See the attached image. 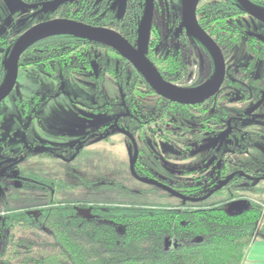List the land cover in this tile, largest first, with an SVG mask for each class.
Masks as SVG:
<instances>
[{"label":"flooded vegetation","instance_id":"1","mask_svg":"<svg viewBox=\"0 0 264 264\" xmlns=\"http://www.w3.org/2000/svg\"><path fill=\"white\" fill-rule=\"evenodd\" d=\"M54 1L45 0L29 7L30 13L37 17L33 26L54 20H72L90 27L115 31L135 49H139L138 43L144 26L148 0H128L126 11L121 16L122 0H69L46 11V5ZM184 1L154 0L151 36L144 55L156 67L163 79L173 87L187 92H203L211 88L218 80V57L189 25L184 11ZM248 1L264 11V0ZM108 7L116 10V15L113 13L110 20L106 19ZM194 10L199 27L217 45L219 53L225 60L224 79L219 90L201 101L189 99V103H179L161 96L121 51L87 38L84 39L96 44L92 45L90 49V53L98 58L97 65L93 70H82L71 78H66L62 74L52 76L46 73L40 65H29L30 59L24 56L28 48L21 55L19 70L20 68L33 67L38 75L59 82L62 79H74L80 73L90 74L96 85L94 99L83 102L77 101L70 95L68 97L80 109V115L88 122L95 115L101 114L106 115V118L109 116L113 122L100 124V126L98 123L90 124L94 129H89L88 125L89 130L87 129L86 136L75 145L83 144L87 148L108 153L107 149H96L92 145L97 144L98 141L109 142L106 135L111 132H114V135H122L126 141H130L132 144V150H129L126 159L129 162L132 176L138 182L150 185L140 179L157 181L177 192L179 191L174 187L197 188L196 190L203 196L190 198L199 199L207 196L213 189L229 179L222 189L230 187L234 195H245L244 193L251 195L255 191L253 187L260 188L264 185V167H261L262 164L260 166L243 164L238 160L242 156H247L251 148L252 136L247 131L245 123L255 120L256 110L264 113V77L255 76L258 64L264 61V21L246 10L240 0H195ZM19 38L10 40L0 36V53L6 47L10 49L7 61L8 73L4 82L0 84V90L7 83L9 59ZM242 42L246 43L248 62L231 61L234 50ZM3 44H7V46L3 47ZM100 47L105 51L104 63L99 56L92 52V49ZM109 47L115 50L118 55L111 52ZM109 54L119 57L116 59L118 60L117 67L123 65V77L110 73ZM1 57L2 54H0V60H2ZM118 72L119 69H117ZM211 76V83L205 86V82L210 80ZM106 79L107 82L112 80L116 83L120 98H114L103 92V82ZM97 95L105 100L102 108H100L102 103L100 107L96 105ZM154 98L156 99L155 106H148L147 100ZM18 106L23 110L24 116L32 115L35 118V111H38L40 104L27 102L23 105L19 101ZM234 108H238V112L234 113L232 110ZM0 114L3 118V114L1 112ZM118 116H121L118 125L130 132L137 143L139 151L135 165L137 177L133 175L130 166V151L133 156L135 155L133 143L128 136L117 132L116 128L112 127ZM1 126L2 123L0 129ZM147 133H151L157 142L164 144L167 151L179 146V150L173 155L174 158L170 156L168 159L175 164L181 163L183 169L175 172L174 178L172 177L171 180L160 179L150 168L146 160L147 153L139 145L141 140L147 138ZM189 133H194L197 138H200L201 134L207 133V138L205 141L201 139L189 147L186 142ZM114 135L111 136V139ZM94 137L95 139L91 140ZM179 143L180 145H178ZM182 144L188 147L184 148ZM30 149L33 150V155L28 158L37 161L40 165H48L53 162V159L48 157L35 156L37 152H50V149L53 148L49 143L43 147L34 145ZM111 154L113 153L111 152ZM200 154H205L204 159H197ZM14 155L12 156L14 158L19 156V154ZM139 161H142L143 165L140 172L137 171ZM12 162H14L12 166L14 164L17 166L18 163L22 164L20 160H12ZM22 167L27 169L28 166L22 165ZM16 171L17 167L15 166L5 170L3 176L6 177V181ZM196 173L199 174L196 176ZM15 183L18 184V181ZM150 186L160 188L156 185ZM203 188L205 189L203 190ZM167 193L173 196L171 193Z\"/></svg>","mask_w":264,"mask_h":264},{"label":"trees","instance_id":"2","mask_svg":"<svg viewBox=\"0 0 264 264\" xmlns=\"http://www.w3.org/2000/svg\"><path fill=\"white\" fill-rule=\"evenodd\" d=\"M112 7L106 19L116 15ZM92 45L84 37L56 33L35 41L24 56L52 76L71 78L95 69ZM9 53L7 47L0 53V84ZM115 57L108 55L110 73L123 77ZM104 103L97 95L96 105ZM2 120L0 114V125ZM50 150L35 156L77 172L79 183L51 172L55 169L44 173L43 167L15 164L7 181L0 177V264H242L252 242L264 239V185L253 187L251 195H234L226 187L204 201L172 202L175 197L164 190L135 180L128 160L111 152H104V160L101 151L83 144ZM142 166L139 161L138 172ZM174 188L203 196L197 188Z\"/></svg>","mask_w":264,"mask_h":264},{"label":"rangeland","instance_id":"3","mask_svg":"<svg viewBox=\"0 0 264 264\" xmlns=\"http://www.w3.org/2000/svg\"><path fill=\"white\" fill-rule=\"evenodd\" d=\"M41 1L45 0H0V36L12 40L16 37L19 38L28 31L37 19L34 14L30 13L29 7ZM245 47L246 43L242 42L234 50L230 60L247 63L249 56ZM92 50L104 63V48L100 47ZM255 76L264 77V61L258 64ZM209 79L205 82V86L211 83L212 76ZM95 88V81L88 73H80L74 79H62L59 82L38 75L33 67L20 68L14 90L0 104V112L3 114L0 129V177L4 175L5 170L14 167L12 166V163H14L12 160H20L22 164L17 165L20 169H22V165H27V169H40L43 167L44 173L55 169L51 172H55V174L62 177L69 176L68 178H71L74 184L79 183L77 172H70L66 169L62 171L54 164L40 165L37 161H33L28 157L33 155V150L30 147L34 145L43 147L49 143L55 151L62 150L74 146L85 137L88 125L90 129L92 128L90 124L93 123H98V126H100V124L113 122L112 118L109 116L106 118L104 114L95 115L88 122L86 118L80 115V109L68 97L70 95L77 101H91L96 94ZM103 92L114 98H120L117 85L112 80L107 82L106 79L103 82ZM19 101L23 105L27 102L40 104L38 111H35V118L32 115L24 116L23 110L18 106ZM147 103L148 106L153 107L156 99H148ZM232 110L236 113L239 109L234 108ZM255 113L257 115L255 120L245 123L247 131L252 136L251 148L248 155L240 157L238 161L253 166L262 164L261 167H264V113L260 110H256ZM239 124L242 125L240 122ZM188 135L186 142H188L189 147L194 145L195 142L201 139L205 141L207 138V133L201 134L200 138H197L194 133ZM139 145L146 151V160L160 179L171 180L172 177L174 178L175 172L183 169L181 163L175 164L168 159L170 156L174 158L173 155L179 150V146L167 151L165 145L157 142L151 133H147V138L141 140ZM182 146L184 148L188 147L183 144ZM92 147L96 149L105 148L109 152L107 154H110L111 151L123 159H126L129 150H132L131 142L126 141L119 134L114 135L109 142L98 141ZM14 154H19L18 158L12 157L15 156ZM204 157L205 154H200L197 159L201 160ZM99 158L106 160V155L101 153ZM108 160L110 161V158ZM198 174L196 173V176ZM88 178L91 180L94 179V176L88 174ZM1 194L2 189L0 188ZM171 200L172 202L179 201L175 198H171ZM85 215H87L86 212Z\"/></svg>","mask_w":264,"mask_h":264},{"label":"water","instance_id":"4","mask_svg":"<svg viewBox=\"0 0 264 264\" xmlns=\"http://www.w3.org/2000/svg\"><path fill=\"white\" fill-rule=\"evenodd\" d=\"M65 1L69 0H55L54 2L48 3L45 7V10L49 11L52 8H56L60 3ZM240 1L244 5L246 10H248L251 14L259 18L260 20L264 21L263 10L254 6L248 0ZM127 2L128 0H122L120 16L126 11ZM194 3L195 0L184 1V11L186 19L193 31L196 33V35L201 37L218 57L217 60L219 67V77L218 80H216V82L214 83V85L208 90L194 93L179 90L173 87L163 79L156 67L146 58L144 52L146 51L149 45L154 15V0H148L144 26L141 33L140 41L138 43L139 49H135L122 35L115 31L103 28L90 27L72 20H54L44 22L30 28L17 40L11 52V56L9 59V76L6 85L0 90V103L10 95L16 84L19 70V60L21 58L22 53L35 41L56 33L78 35L87 38L91 41L104 43L108 46L118 49L127 59H129L135 65L138 71L149 82V84H151L155 91H157L161 96L171 101L179 103H189V99H192L194 101H201L203 99L208 98L219 90L223 82L225 72V60L222 57L221 53H219L217 45L199 27L195 16ZM120 117L121 116H118L116 118L115 124L112 127H115L117 132L123 133L124 135L128 136L132 141L135 150V155L133 156L132 151H130V166L133 175L137 177V174L135 172V165L139 155L137 143L135 141V137L130 132L121 128L118 125ZM140 181L150 185H156L179 199L191 202H198L209 198L215 192L222 189L228 183L229 179L220 184V186H218L217 188L213 189L207 196L199 199L186 197L180 194L179 192L175 191L173 188L165 186L157 181H148L144 179H140Z\"/></svg>","mask_w":264,"mask_h":264},{"label":"crops","instance_id":"5","mask_svg":"<svg viewBox=\"0 0 264 264\" xmlns=\"http://www.w3.org/2000/svg\"><path fill=\"white\" fill-rule=\"evenodd\" d=\"M242 264H264V239L257 238L252 242Z\"/></svg>","mask_w":264,"mask_h":264}]
</instances>
